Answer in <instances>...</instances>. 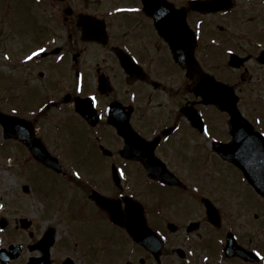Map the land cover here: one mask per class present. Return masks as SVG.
<instances>
[{
    "label": "flooded vegetation",
    "instance_id": "flooded-vegetation-1",
    "mask_svg": "<svg viewBox=\"0 0 264 264\" xmlns=\"http://www.w3.org/2000/svg\"><path fill=\"white\" fill-rule=\"evenodd\" d=\"M25 1H28L29 9L39 6L52 12L47 16L50 19L44 22L48 25H42L39 32L41 43L38 47L43 51L28 58L40 78L35 84L37 90L29 104H21L14 114L24 117L42 141L48 139V134L42 133L41 121L38 119L49 115L48 120L53 121L58 115L62 119V124L57 126L58 131H62L63 126L75 129L70 121L73 119L76 127L79 123L89 130L86 135H93L95 143L98 142L96 145L107 143L105 136L110 139H107L109 143L117 144L116 150L107 156L109 158L102 159L106 171L103 180L95 181V175L93 180L86 178L78 182L74 185L78 190L77 200L63 204L64 209H57L56 212L46 210L52 212L51 216L55 214L56 219L63 215V210L74 204L75 210L78 209L82 215L80 221L92 226L105 221L119 231L117 235L113 230L105 233L93 228L90 236L78 235L75 243H67L57 223L48 221L43 229L38 227L35 217L24 206V203L29 205V198L24 199L20 194L30 193L23 189L25 183L16 182V187L9 185L18 194L16 202L9 203L0 175V264H168L165 262L168 250L176 253L177 249H181L184 256L178 255L174 264H228L227 260L235 256L228 257L224 251L226 236L229 231L235 235L237 232L232 226L224 228L227 219L223 208L218 205L222 213V225L217 229L209 222L213 229L201 234L198 228L203 225V221L189 219L194 213L193 209L183 212L189 204L171 203L173 212L163 198L157 199L159 194L156 188L169 193L170 189H184L185 184L169 186L149 179L141 160L127 159L121 155L125 139L119 133V126L130 125L148 143L157 141L156 156L180 177L178 169L171 167L169 155L181 159L179 155L185 141L189 140V145H192L193 140L197 143L201 139V132L191 123L188 113L195 110L201 113V106L206 105L200 102L194 79L177 61L174 45L160 33L154 13L145 9L143 0H46V5H34L43 0ZM168 2L182 10L187 21V25H182L189 28L187 34H172V39L180 44H184V41L187 43V40L191 43L194 32L197 38L195 57L202 69L226 83V88L237 97L238 110L251 121L255 130L264 135V100L261 99L264 97V88H261V85L264 86V0H216L217 10L208 13L190 9V0ZM86 16L94 19L92 23L97 29L103 21L107 32L106 37H102L105 42L87 41L84 38L82 24ZM36 74L33 78L37 81ZM182 90L186 94L180 99L177 112L170 108L168 110L166 103ZM165 93L164 99H161ZM77 98H82L80 107L84 111L98 118L95 126L78 110ZM208 106L216 109L214 104ZM222 113L225 114L222 119L226 122L222 132L226 137L221 140L229 142L233 138L230 133L231 115L227 110ZM201 114L207 124L208 134L220 138L215 133V125L208 123L204 114ZM109 116H114L118 124H111ZM0 136L4 137L2 129ZM21 161L24 163L23 158ZM90 167L94 170L92 165ZM113 169L120 172L118 183L112 180ZM20 175L28 179L25 171ZM182 180L184 182V178ZM110 183L114 188L105 190V185ZM93 190L116 198L123 207L126 205L125 197H132L143 204L147 222L161 233L165 243L160 258L154 256L145 245L132 239L125 227L110 222L105 210L91 199ZM185 213L187 222L184 225L173 220V216L183 218ZM169 222L177 225L175 232L168 230ZM193 223L197 224L190 227ZM180 231H187L190 241L186 239V244L172 243L173 233ZM218 231H224V234H218L221 257L216 258L208 239L218 236L215 234ZM51 233L52 237L49 236ZM191 234L196 236L195 240ZM45 235H48L47 243H41ZM252 242L255 243L254 240ZM116 250L118 255L115 254ZM200 250L204 253L202 256H199ZM254 250L259 256L257 263L264 264V244L263 247L255 244Z\"/></svg>",
    "mask_w": 264,
    "mask_h": 264
},
{
    "label": "rangeland",
    "instance_id": "rangeland-1",
    "mask_svg": "<svg viewBox=\"0 0 264 264\" xmlns=\"http://www.w3.org/2000/svg\"><path fill=\"white\" fill-rule=\"evenodd\" d=\"M16 1L17 2L13 0H0V109L8 113H14L13 109L20 108L21 104L22 106L28 105L30 98L37 90L35 84H38L40 78H38L36 71L33 70L31 63L27 62L26 59L29 53H32L33 49L40 45L41 42L39 37L41 35L39 32L41 31V26L48 25V23L44 24V22L50 19L47 16L52 12L46 7L43 8L39 6L29 9L27 6L28 1L27 3L25 0ZM47 1L50 2L49 0ZM47 1L43 0L42 2H36L34 5H46ZM34 74H36L35 77L37 81L33 78ZM37 86L39 87V85ZM261 88H264V86L261 85ZM185 94L186 92L183 90L179 93H175L171 101L166 103L168 105L167 109L169 110L170 108L171 111L174 110L176 113L181 104L179 101L181 98H184ZM165 95L166 93L161 99H164ZM261 99L264 100V97ZM200 112L204 114L208 123L215 125V133L220 137L218 139L224 140L226 136L223 132L226 122L222 117H224L225 114L220 112L217 108L215 109V107L211 108L209 106H201ZM48 116L39 118L38 120L41 121L42 133L48 134V139L45 141L49 151L53 155L58 156L63 163L61 175L63 177H66V174L69 173L73 175V173L76 172L72 170H76L77 167H79L78 172H80L83 177L92 178L93 180V177L96 175L95 181L103 180L106 176V171L102 159H107L109 157L106 155L104 156L102 153L100 154L99 151L96 150L97 145H93V141L89 137L90 135H86V132L88 133L89 130L84 129L79 123L77 124L78 127H76L74 120L71 119L70 121L75 129H66L64 128L65 126H63L64 129L62 128V131H58L57 128L62 124V119L56 115V117L52 119L53 121H50L48 120ZM166 122L167 119L164 123ZM1 129L0 126V130ZM46 131L48 132L46 133ZM204 135L205 134H201V139L197 143L193 140V146L189 145V140L185 141L179 155L181 159H175L169 155L172 159L170 162L171 167L178 169L177 172L182 179L184 178L186 186L184 189H176V191H173L174 189H167L169 193H165V191L156 188L159 194L157 199L163 198L166 201V205H168L171 210H173L171 203L181 205H185V203L189 204V207H185L183 212L193 209L194 213L190 215L189 219L194 221L201 219L203 225H201L198 230H200L201 234H204L207 230L213 229L209 220L206 219V211L201 202L202 196H208L216 205L223 208L224 211L222 212L225 214V219H227V223L224 225L225 229L231 226L236 229L237 238L240 237L241 243L246 247L250 248L252 246L254 248L255 244H258L259 247H263L264 198L261 196L258 197L255 194L256 192L251 185L247 183L244 175H242L237 167L222 160V158L212 150L213 145L211 144V137H206ZM91 136L93 138V135ZM104 139L107 142L104 143V145L115 151L117 144L109 143L108 140L110 139H108V136H105ZM196 139L198 140V138ZM25 147L23 143L15 139L5 142L0 136V169H2L0 175H2L1 181L4 185V193L9 203L14 200L16 202V199H18L17 192H14L9 185L16 187V182H27L30 183L29 185H33V193L27 195L21 192L20 194L24 196V199L29 198V205L24 203V206H26L29 213L35 217L38 227L41 229L44 228L45 223L48 221L55 224L57 223L60 228L61 236L66 239L67 243H75V238H77L78 235L84 237L90 236V233L94 230L93 228H97L99 231L101 230L105 233L113 230L117 234L119 230L116 229V231L105 221L101 223L97 222L94 226L80 221L79 218L82 215L79 214L78 209L75 210L74 204H71L67 209L62 211L64 216L60 215L63 219H61V216L55 219L54 213V215L51 216L52 212L48 213L46 209L56 212L57 209H64L63 204L74 202L75 199L77 200L76 195L78 190L74 188L73 184H77L80 180L69 181L63 178L57 172L39 163L31 156L28 148L26 147V149ZM21 158L24 159V163L21 161ZM70 164L74 169L70 168ZM90 165L93 166L96 174L94 170L91 169ZM23 171L26 172L28 179L24 177V175H20L23 174ZM108 171L110 172V176V166ZM133 179L132 181H134ZM110 187L114 188V185L111 186V183L109 185L106 184L105 190H109ZM141 187L147 188L143 185H141ZM196 207L199 210H197ZM185 217H187V213H185L183 218L176 217L175 215V218L173 216V220L176 219L179 225H184L183 223L187 222ZM187 233V231L173 233V238L170 241L172 243L184 242L186 244V239L190 241ZM215 234L222 235L224 231H218V233ZM219 235L212 236L211 239H208V241L211 242L210 245L213 246L212 251L216 258L221 257L219 253ZM191 238L195 240L196 236L191 234ZM252 240H254L255 243L252 242ZM118 253L119 252L116 250L115 254L118 255ZM203 254L204 253L200 250L199 256ZM178 257L177 253L168 250L165 262L174 264ZM227 261L228 264H247L244 260L237 257H230Z\"/></svg>",
    "mask_w": 264,
    "mask_h": 264
},
{
    "label": "water",
    "instance_id": "water-1",
    "mask_svg": "<svg viewBox=\"0 0 264 264\" xmlns=\"http://www.w3.org/2000/svg\"><path fill=\"white\" fill-rule=\"evenodd\" d=\"M143 1L148 12L152 11L153 13H157L154 15L160 33L174 45L177 51L176 59L180 61L182 66L187 68L188 73L194 79L195 90L198 95H202L203 102H215L221 109L227 110L231 115L230 122L232 127L230 133H232L233 140L224 143L215 142V150L218 151L222 157L239 165L244 175H246L250 183L254 185L258 193L264 195V137L257 131H254L249 121L242 117L236 106V96H233L231 92L225 89L226 85L215 80L213 76L208 75L200 68L194 56L196 39L192 38L193 40L191 43H189L188 40L187 43L184 41V44H180L177 40L172 39L171 36L174 33L187 34V31H189V28L182 25L183 23L187 25L182 10L180 11L174 8L167 0ZM215 4L216 0H196L195 2H191L190 5L195 8L201 7L205 10H207V8L213 10L216 6ZM83 22H85L82 25L84 26V32L88 39L93 38L105 42L102 39V37L105 36L103 21L98 29L96 25L92 23L94 22L92 17H84ZM188 114L192 124L202 131L204 129V123L198 113H196V110ZM0 121L5 124V132L8 133V135H13L26 142L31 152L34 153L35 157L42 163H46L57 171L61 170V164L58 162V159L50 155L44 143L35 137L34 131L26 121L21 118L16 119L11 115L7 116L1 112ZM111 122L115 125L118 124L112 118ZM91 123L93 124L94 121H91ZM119 127L120 133L126 138V145L121 150L124 156L142 159L146 169L149 171L150 177L163 180L170 185L181 184V181L165 168V165L154 155V148L157 141L148 143L145 139L138 136L130 126L121 125ZM257 145L259 149H256ZM104 151L109 153L108 150ZM114 180L119 182L116 174L114 175ZM93 193L94 194L91 195L92 198L98 205L107 211L114 223L125 227L132 238L145 245L148 250L159 257L163 243L160 241L158 233L153 232L146 222L145 212L141 204L127 201L128 207H126V209H121V205L114 202L112 198L105 197L100 194V192L97 193L94 191ZM203 201L208 209L209 219L218 226L221 221L218 208H215L208 198H204ZM170 228L175 230L176 226L171 224ZM228 240L226 251L229 256L238 255L249 261L257 260L253 252L238 247L231 234ZM42 242L47 243V240L45 239Z\"/></svg>",
    "mask_w": 264,
    "mask_h": 264
},
{
    "label": "snow or ice",
    "instance_id": "snow-or-ice-1",
    "mask_svg": "<svg viewBox=\"0 0 264 264\" xmlns=\"http://www.w3.org/2000/svg\"><path fill=\"white\" fill-rule=\"evenodd\" d=\"M41 51H43V50H41ZM33 55H36V53H33ZM29 58H31V57H29ZM78 175V174H77Z\"/></svg>",
    "mask_w": 264,
    "mask_h": 264
}]
</instances>
